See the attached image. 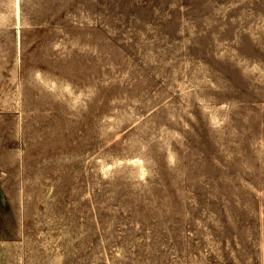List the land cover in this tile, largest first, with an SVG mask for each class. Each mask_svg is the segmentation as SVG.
<instances>
[{
  "label": "rangeland",
  "instance_id": "obj_1",
  "mask_svg": "<svg viewBox=\"0 0 264 264\" xmlns=\"http://www.w3.org/2000/svg\"><path fill=\"white\" fill-rule=\"evenodd\" d=\"M0 264H264V0H0Z\"/></svg>",
  "mask_w": 264,
  "mask_h": 264
}]
</instances>
